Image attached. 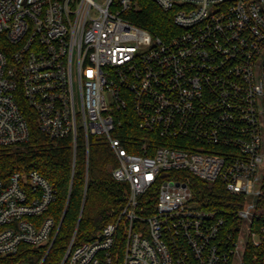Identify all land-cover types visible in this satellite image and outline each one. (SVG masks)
Returning <instances> with one entry per match:
<instances>
[{
	"label": "built area",
	"instance_id": "obj_1",
	"mask_svg": "<svg viewBox=\"0 0 264 264\" xmlns=\"http://www.w3.org/2000/svg\"><path fill=\"white\" fill-rule=\"evenodd\" d=\"M155 1L174 12L168 39L125 16L136 0H0V147L29 142L25 99L74 159L79 138L88 156L90 137L108 142L129 184L116 218L80 244L75 233L60 264H246L260 242L264 0ZM129 108L168 144L129 151L116 134ZM192 176L241 198L239 223L196 199ZM56 196L37 170L0 177L1 255L53 245Z\"/></svg>",
	"mask_w": 264,
	"mask_h": 264
},
{
	"label": "trees",
	"instance_id": "obj_2",
	"mask_svg": "<svg viewBox=\"0 0 264 264\" xmlns=\"http://www.w3.org/2000/svg\"><path fill=\"white\" fill-rule=\"evenodd\" d=\"M136 2V8L125 14L127 18L164 39L179 31L172 10H164L155 0ZM21 106L29 119L30 140L20 149L0 147V177L8 179L15 170H37L44 175L57 190L56 200L45 214L52 215L57 224L61 222V227L51 247L23 244L17 253L0 254V264H60L75 233V244H80L95 237L116 218L124 205L129 184L114 178L111 168L118 162L103 138L90 137L89 156L85 141L79 138L74 159L72 138L52 140L40 130L37 115L25 99ZM122 119L123 127L116 134L129 151L142 152L144 143L157 146L170 141L140 129L131 108L122 112ZM149 153H153V147ZM190 182L196 199L224 213L229 224L239 223L235 216L242 206L241 198L230 194L221 182L211 183L195 176ZM256 214L254 227L260 242L248 244L244 257L246 264H264V185L263 193L257 199Z\"/></svg>",
	"mask_w": 264,
	"mask_h": 264
},
{
	"label": "rangeland",
	"instance_id": "obj_3",
	"mask_svg": "<svg viewBox=\"0 0 264 264\" xmlns=\"http://www.w3.org/2000/svg\"><path fill=\"white\" fill-rule=\"evenodd\" d=\"M17 264H27V263H25V262H18Z\"/></svg>",
	"mask_w": 264,
	"mask_h": 264
}]
</instances>
